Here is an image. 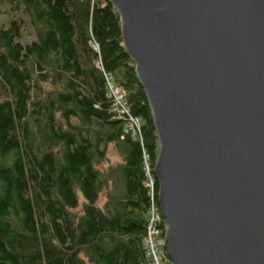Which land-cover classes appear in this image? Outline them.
Wrapping results in <instances>:
<instances>
[{"label": "trees", "instance_id": "16d2710c", "mask_svg": "<svg viewBox=\"0 0 264 264\" xmlns=\"http://www.w3.org/2000/svg\"><path fill=\"white\" fill-rule=\"evenodd\" d=\"M98 63L142 144L112 120ZM111 145L122 163L104 173ZM144 152L153 166L152 110L109 0H0V264H151Z\"/></svg>", "mask_w": 264, "mask_h": 264}, {"label": "water", "instance_id": "95a60500", "mask_svg": "<svg viewBox=\"0 0 264 264\" xmlns=\"http://www.w3.org/2000/svg\"><path fill=\"white\" fill-rule=\"evenodd\" d=\"M159 144L170 264H264V0H109Z\"/></svg>", "mask_w": 264, "mask_h": 264}, {"label": "built area", "instance_id": "2783aa9c", "mask_svg": "<svg viewBox=\"0 0 264 264\" xmlns=\"http://www.w3.org/2000/svg\"><path fill=\"white\" fill-rule=\"evenodd\" d=\"M98 52L97 45H93ZM97 67L103 73L107 89V98L110 100V116L113 121H119L124 126V133L133 139L143 143V133L141 131V121L131 112L128 104L126 92L117 86L114 77L107 73L102 64ZM144 187L148 197L147 226L146 237L144 239V248L151 264H166V227L158 202L159 189L154 174V165H151L150 157L143 153Z\"/></svg>", "mask_w": 264, "mask_h": 264}, {"label": "rangeland", "instance_id": "374dc122", "mask_svg": "<svg viewBox=\"0 0 264 264\" xmlns=\"http://www.w3.org/2000/svg\"><path fill=\"white\" fill-rule=\"evenodd\" d=\"M121 163H122V158L120 154L116 151L115 147L111 145L108 150L107 159L105 160V162L101 164L100 169L102 172L105 173V172H108L112 168H116ZM107 196H108L107 190H104L100 195V199L98 203L99 208H102L105 205V203L107 202ZM83 203H84V200L82 197H80V208L78 210V213L80 214L82 211Z\"/></svg>", "mask_w": 264, "mask_h": 264}, {"label": "bare ground", "instance_id": "6f19581e", "mask_svg": "<svg viewBox=\"0 0 264 264\" xmlns=\"http://www.w3.org/2000/svg\"><path fill=\"white\" fill-rule=\"evenodd\" d=\"M137 118V117H136ZM139 119V118H138ZM140 120V119H139ZM141 131H142V128H141ZM165 234H166V231H165ZM166 238V237H165ZM167 251V250H166ZM165 257H166V264L167 262H169L168 258H167V252L165 253ZM170 263V262H169Z\"/></svg>", "mask_w": 264, "mask_h": 264}]
</instances>
